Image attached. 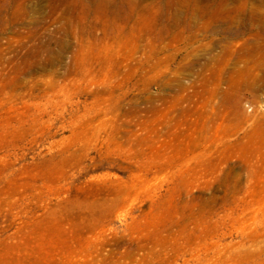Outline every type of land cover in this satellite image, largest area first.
<instances>
[{
  "label": "rangeland",
  "instance_id": "rangeland-1",
  "mask_svg": "<svg viewBox=\"0 0 264 264\" xmlns=\"http://www.w3.org/2000/svg\"><path fill=\"white\" fill-rule=\"evenodd\" d=\"M0 264H264V0H0Z\"/></svg>",
  "mask_w": 264,
  "mask_h": 264
}]
</instances>
